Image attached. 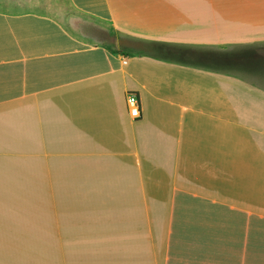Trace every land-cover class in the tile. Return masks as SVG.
<instances>
[{
  "label": "crops",
  "instance_id": "crops-1",
  "mask_svg": "<svg viewBox=\"0 0 264 264\" xmlns=\"http://www.w3.org/2000/svg\"><path fill=\"white\" fill-rule=\"evenodd\" d=\"M0 264H264V0H0Z\"/></svg>",
  "mask_w": 264,
  "mask_h": 264
},
{
  "label": "built area",
  "instance_id": "built-area-1",
  "mask_svg": "<svg viewBox=\"0 0 264 264\" xmlns=\"http://www.w3.org/2000/svg\"><path fill=\"white\" fill-rule=\"evenodd\" d=\"M128 105L130 108V113L133 118H137L141 114V104L140 99L136 94H130L128 96Z\"/></svg>",
  "mask_w": 264,
  "mask_h": 264
}]
</instances>
